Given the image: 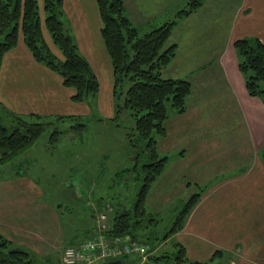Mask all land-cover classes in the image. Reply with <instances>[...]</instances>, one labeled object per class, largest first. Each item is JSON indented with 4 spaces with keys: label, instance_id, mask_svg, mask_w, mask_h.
Instances as JSON below:
<instances>
[{
    "label": "crops",
    "instance_id": "0c3cea01",
    "mask_svg": "<svg viewBox=\"0 0 264 264\" xmlns=\"http://www.w3.org/2000/svg\"><path fill=\"white\" fill-rule=\"evenodd\" d=\"M184 1L150 0L143 8L142 0H125L124 6L127 16L144 32L175 18L179 3ZM201 3L188 15L178 17L168 38L176 45L175 55L161 75L188 79L192 86L186 110L170 114L165 120L166 134L157 141L159 155L167 157L164 181L157 189L180 188L183 179L193 177L202 183L200 179H209L210 174L201 175L202 167L194 166L220 162L223 153H234L236 159L247 155L244 164L234 163L231 171L215 173L202 183L205 185L183 227L171 238L182 244L188 260L205 261L219 250L223 253L216 258L220 264H264V165L260 155L264 103L247 93L233 48L240 37L255 36L264 42V0ZM62 9L78 50L99 80L97 106L106 121L113 114V77L96 0H62ZM73 92L55 71L31 56L21 37L1 56L0 104L12 115L89 116L85 102L71 100ZM9 112L0 114L11 125ZM101 120L100 127L104 125ZM84 125L78 132L93 127L90 120ZM90 136L72 134L70 141L79 144L76 150L71 149V157H79V146L87 153L93 149L94 137ZM36 145L15 159L16 167L20 166L18 174L10 170L0 177V235L11 246L25 248L38 262L61 264L63 247L71 246L66 240L79 229L64 222L60 202L49 200L44 185L30 173L40 167L30 158L38 149Z\"/></svg>",
    "mask_w": 264,
    "mask_h": 264
},
{
    "label": "trees",
    "instance_id": "16d2710c",
    "mask_svg": "<svg viewBox=\"0 0 264 264\" xmlns=\"http://www.w3.org/2000/svg\"><path fill=\"white\" fill-rule=\"evenodd\" d=\"M124 1L96 0L102 21L101 37L112 65L113 114L107 121L120 126L117 118L124 113L131 115L133 132L126 130L124 135L128 138V145L136 152L131 156L133 164L120 170V174L134 173L133 179L139 178L142 182L130 207L126 208L117 201L115 207L106 204L102 208L101 211H107L110 207L113 213L107 220L104 234L111 241L128 238L126 241L136 240L147 244L149 255L142 264H220L216 258L223 253L219 250L200 262L188 260L184 247L174 239H171L173 250L160 254L155 250L156 244L141 238L145 227L155 219L147 213L144 200L151 183L162 173L167 158L159 155L157 141L166 134L165 120L170 114H182L186 110V99L192 85L185 78H165L161 75V70L175 55L176 45L169 43L168 38L176 19L142 32L127 16ZM188 3L187 8L178 10L176 17L186 16L202 5L201 0H189ZM39 9H43V17ZM42 22L61 58L55 56L46 45ZM20 37L37 62L55 71L63 85L74 90L71 100L85 102L90 108L87 117L59 115L54 118L72 120L70 125L80 130L85 122L98 120L99 116H92L90 112L99 94V80L88 60L78 51L67 26L62 0H44L41 8L37 0H0V60L5 51L15 47ZM233 48L247 93L259 97L264 103V42L255 36L240 37L233 42ZM1 111L9 112L0 104ZM10 114L13 117L12 125L16 122L12 130L8 131L0 122V177L4 175L1 172L6 166L18 174L20 166L16 167L15 159L38 141L47 125L53 127V123L42 121L50 117ZM30 116L42 122L26 121ZM101 119L104 120L103 117ZM59 133L53 127L49 140L52 139L54 143ZM260 155L264 165V146ZM203 187L200 186L198 192L190 195L184 209L178 212L173 225L164 233V241L183 227L187 213L196 203ZM120 259L121 264H132L134 257L130 255ZM0 264L40 263L25 248L11 246L0 235Z\"/></svg>",
    "mask_w": 264,
    "mask_h": 264
},
{
    "label": "rangeland",
    "instance_id": "374dc122",
    "mask_svg": "<svg viewBox=\"0 0 264 264\" xmlns=\"http://www.w3.org/2000/svg\"><path fill=\"white\" fill-rule=\"evenodd\" d=\"M37 2L38 6L41 8L44 0H37ZM149 2L150 0H142L143 8ZM179 4V9L187 8L189 5L187 0ZM39 10L41 17H43V9ZM175 19L177 21L178 17H175ZM42 33L44 35V41L46 45H48L50 51L55 56L61 58L60 52L57 46L52 42L50 34L45 29L43 22ZM189 46L188 44L187 50H189ZM101 86H104V84H101ZM122 96L123 95H121V98ZM96 101L90 113L92 116H99V119L91 121L93 127L91 126V128H88L84 133L82 131L78 132L80 129H76L70 125L73 122L72 120L55 118L42 120L43 122L53 123L52 126L54 129H58L60 133L56 136L57 140L55 139L56 141L53 143L52 139L49 140L53 127L50 126L51 124L47 125L48 128L44 129L38 141L35 142L38 144L36 145L38 149L33 150L30 156V158L33 157L41 167L33 169L30 173L39 179L41 185H44L46 196L49 200L52 202H60L59 204L62 208V218L64 222L69 221V223H73L74 226L79 229L76 231L77 233L74 237L66 240L65 243L67 245H77L85 239H93L96 231L99 230H97V223L99 221L97 213L101 212L102 208L106 207V204L115 207L117 201L126 208L130 207L135 197V192L138 191L142 182L139 178L133 179L134 173L127 172L120 174V170L130 167L133 164V158L131 156L136 152V149L128 145V138L124 135L126 130L131 133L133 132L131 115H127V113L121 114L120 118H117V122L120 123V126H116L107 120H101L104 125L100 127L98 125L101 123L100 118L102 117V111L98 108ZM1 115L2 114H0L1 124L8 128V131L12 130V127L16 126V122H14L13 125L11 122L10 125ZM26 121L42 122L38 118L32 116L26 119ZM74 133L89 138L91 137L90 135H92L94 137L92 141L94 143L93 149H90L87 153V149L83 151L79 146V154L77 153L79 157H71V155H73L71 149L76 150L79 144V142L70 141ZM87 144H89V142ZM63 148L67 151L63 152ZM223 155L225 158L220 162L214 161L213 163L208 162L207 164L194 166L199 168L202 167V170L199 171L201 175L206 173L207 175L210 174L209 179H200L202 183L209 182V180L212 179L211 175L215 173L231 171L232 168L236 166L233 165L234 163L244 164L246 162L245 158L247 157V155H245L242 159H236L238 155L234 153H223ZM18 158L20 157H17L16 160ZM166 165L164 164L162 173L151 183L147 192L148 194L145 197L144 205H146L147 213H150L155 219L151 223L149 222L141 235V238H147L150 243L156 244L155 250L160 254L165 250H173L174 247L172 245L173 240H171V235L164 241V233L168 232L171 228L178 212L184 209L185 202L189 199L190 195L198 192L199 187L205 185L199 183V179L196 180L193 177L191 180L183 179L180 188L172 185L167 187L165 192L157 189V186L164 181L162 175L167 170ZM7 167L8 166L1 172L2 174H8L12 169L11 167L9 169ZM91 184L92 187L89 188ZM166 184L168 185L167 181ZM186 187L187 189L185 191L184 188ZM108 209L111 208L109 207ZM108 209L109 218L113 213H111L112 210ZM103 231L105 233V230H101V233H103ZM133 257V264H142V262L148 258L142 260L137 254H134ZM39 263L47 264L42 260H40Z\"/></svg>",
    "mask_w": 264,
    "mask_h": 264
},
{
    "label": "built area",
    "instance_id": "2783aa9c",
    "mask_svg": "<svg viewBox=\"0 0 264 264\" xmlns=\"http://www.w3.org/2000/svg\"><path fill=\"white\" fill-rule=\"evenodd\" d=\"M107 213H97L99 221L97 230L93 239H85L78 245L66 246L60 253V259L63 264H94L96 261L107 259H119L130 255L137 254L143 259L149 255L148 245L136 240L118 241L109 240L104 231L108 226ZM133 264V263H132Z\"/></svg>",
    "mask_w": 264,
    "mask_h": 264
},
{
    "label": "water",
    "instance_id": "95a60500",
    "mask_svg": "<svg viewBox=\"0 0 264 264\" xmlns=\"http://www.w3.org/2000/svg\"><path fill=\"white\" fill-rule=\"evenodd\" d=\"M103 264H121V259L108 260L107 262H105Z\"/></svg>",
    "mask_w": 264,
    "mask_h": 264
}]
</instances>
